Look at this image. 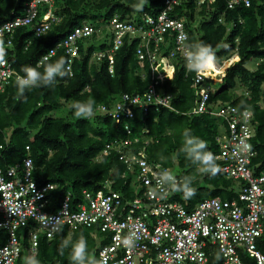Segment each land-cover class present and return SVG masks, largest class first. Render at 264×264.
Listing matches in <instances>:
<instances>
[{"label":"trees","instance_id":"1","mask_svg":"<svg viewBox=\"0 0 264 264\" xmlns=\"http://www.w3.org/2000/svg\"><path fill=\"white\" fill-rule=\"evenodd\" d=\"M24 1L0 0V17L8 16L11 11L19 14ZM163 1L146 0L140 11L137 10L140 0H54L52 12L59 21L44 34L36 35L32 27L16 31L9 59L23 76L26 66L37 67L38 59L74 27L91 23L99 29L78 42L79 52L72 63V76L67 73L57 77L50 86L41 83L40 87L26 89L19 98L14 81L0 92V168L20 163L29 154L36 182L56 184L49 194L54 206L67 191L72 198H80L83 190L95 191L106 180L112 181L113 190L132 197L131 178L125 176V165L118 160L117 153H100L106 143L116 139L147 138L148 158L169 167L182 179L173 199L188 210L206 198H237V182L225 178L220 171L215 176L200 172L198 163L183 150L186 139L193 135L207 143V151L217 154L216 138L222 124L211 114L190 113L194 102L190 76L195 71L187 70L183 60L174 61V76L163 86L164 91L172 95L170 107L158 110L151 107L146 115L134 109L132 120L117 124L97 110L99 105L112 106L122 93L143 91L151 82L149 62L140 61L135 55L138 39L125 41L114 54L113 75L108 72L107 59H94V52L109 46L107 23L115 14L123 20L129 19L132 13L154 15L162 8ZM248 1V6L229 8L228 0L202 4H198V0H181L173 14L184 19L188 43L193 50L210 46L218 62L237 55V61L219 82L220 89L210 95L209 101L212 105L227 103L252 112L254 136L251 145L255 156L251 167L257 174L264 170V0ZM100 39L102 43L95 49L92 41ZM170 48L167 42L162 52L166 54ZM251 59L256 61L253 70L245 66ZM56 61H63L65 67L67 55L61 48L43 63ZM38 70L43 72V67ZM236 88H241L240 94L236 93ZM89 100L94 101L95 115L76 117L70 106ZM64 104H67L66 114L58 116ZM125 123L131 128L130 135L125 133ZM189 130L190 133L184 135ZM139 146L140 143L133 145L131 151ZM186 187L195 189V194L185 197ZM53 205L49 206L51 210ZM22 235L20 232L24 251L15 264H77L70 257L73 245L81 237L86 244L85 264H93L96 248L103 243L96 241L100 234L92 228H80L71 233L63 230L51 240L41 239L35 256L27 261L26 241ZM257 246L264 253V236ZM210 261L219 264V257L211 256ZM242 262L255 264L247 255L242 256Z\"/></svg>","mask_w":264,"mask_h":264},{"label":"built area","instance_id":"2","mask_svg":"<svg viewBox=\"0 0 264 264\" xmlns=\"http://www.w3.org/2000/svg\"><path fill=\"white\" fill-rule=\"evenodd\" d=\"M180 1L164 0L154 15L132 13L123 20L115 14L107 23L109 46L94 52V59H107L108 72L113 75L114 54L125 41L138 39L135 55L149 62L151 78L143 91L122 93L110 107L97 106L98 111L112 118L113 124L132 120L134 109L146 115L151 107H170L172 95L163 86L174 76V61L181 59L187 67V57L196 52L188 43L184 19L173 14ZM207 1L215 2L198 0V4ZM53 3L54 0H25L19 14L11 11L0 17V38L7 53V63L0 65V92L22 77L9 59L16 31L32 27L36 35L44 34L59 21L52 12ZM237 5L248 6L249 1L228 0L229 8ZM98 31L91 23L74 27L38 59L37 66L61 48L67 55L65 69L72 76L78 42ZM167 42L171 48L164 54ZM236 61L237 55L233 54L221 64L215 60L211 67L190 76L194 94L190 113H208L222 123L214 157L222 175L237 182L236 199L206 198L188 210L173 199L182 179L169 167L148 158L147 138L134 137L106 143L100 153H117L125 165V176L131 178L132 197L113 190L112 181L106 180L95 191L83 190L80 198H72L67 191L54 206L49 194L56 184L36 182L32 159L27 154L20 163L0 168V264H15L23 253L20 232L26 241L28 261L35 256L41 239L51 240L63 230L71 233L80 228H92L101 236L98 241L103 243L96 248L93 264H211V256L216 255L219 264H243V255L255 264H264V253L257 246L264 236V170L256 174L251 167L255 156L251 145L253 114L231 104L212 105L209 101L215 92L213 84L221 82ZM124 130L126 135L131 134L129 124H124ZM138 143L140 146L131 151ZM50 204L54 206L52 210Z\"/></svg>","mask_w":264,"mask_h":264},{"label":"clouds","instance_id":"3","mask_svg":"<svg viewBox=\"0 0 264 264\" xmlns=\"http://www.w3.org/2000/svg\"><path fill=\"white\" fill-rule=\"evenodd\" d=\"M146 0H140V5L137 10L142 11L143 4ZM7 53L5 51V42L0 38V65L7 63L5 57ZM216 57L213 49L210 46L198 48L196 52L187 57V67L189 70L202 71L215 61ZM48 58L45 57V61ZM190 62V67H189ZM43 67V72L38 68ZM24 75L18 77L16 81V87L18 92V98L24 93V91L31 90L33 88L40 87L41 83L47 86L52 85L57 77H64L67 75V71L64 67L63 61H56L55 63H42L37 67L26 66L23 69ZM94 101L87 102H74L70 107L74 109V115L78 118H89L95 115L93 110ZM189 131H185L184 135H188ZM186 147L183 149L188 157L195 163H198L200 172L208 173L215 176L220 167L215 161V157L212 152L207 151V143L193 135L188 136L185 141ZM195 194V189L186 187L184 192L185 197H191ZM43 221V217L41 218ZM66 243V241L64 242ZM86 257V244L83 237L73 245L70 259L77 262V264H85Z\"/></svg>","mask_w":264,"mask_h":264},{"label":"rangeland","instance_id":"4","mask_svg":"<svg viewBox=\"0 0 264 264\" xmlns=\"http://www.w3.org/2000/svg\"><path fill=\"white\" fill-rule=\"evenodd\" d=\"M92 43H93L94 48L96 49L102 43V40L101 39L100 40H94V41H92ZM216 62H217V64H221L222 63V62H218V61H216ZM245 66H246V68H248L250 70H253L256 67V61H254L253 59H251V60H249L246 63ZM212 88L214 90L220 89V84L219 83H214L213 86H212ZM235 90H236V93L237 94H240L241 88H236ZM262 106H264V103L262 104ZM66 107H67V104H64V106L61 108V112L58 114V116H64L66 114V111H67L66 110L67 109ZM98 238L100 240L101 239V236H98ZM67 239L69 240L70 237H68ZM96 241H98V240L96 239Z\"/></svg>","mask_w":264,"mask_h":264},{"label":"bare ground","instance_id":"5","mask_svg":"<svg viewBox=\"0 0 264 264\" xmlns=\"http://www.w3.org/2000/svg\"><path fill=\"white\" fill-rule=\"evenodd\" d=\"M210 67L212 66L211 64L209 65ZM214 69V67H212Z\"/></svg>","mask_w":264,"mask_h":264}]
</instances>
